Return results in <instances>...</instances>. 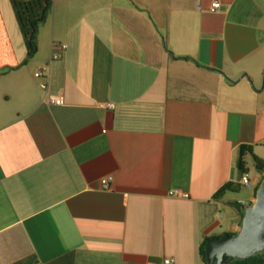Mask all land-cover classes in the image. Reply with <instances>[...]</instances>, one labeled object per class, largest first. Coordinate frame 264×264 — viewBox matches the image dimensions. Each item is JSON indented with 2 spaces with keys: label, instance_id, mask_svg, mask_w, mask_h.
Returning a JSON list of instances; mask_svg holds the SVG:
<instances>
[{
  "label": "crops",
  "instance_id": "1",
  "mask_svg": "<svg viewBox=\"0 0 264 264\" xmlns=\"http://www.w3.org/2000/svg\"><path fill=\"white\" fill-rule=\"evenodd\" d=\"M26 59L0 0V264H205L239 233L231 196L264 161V0H55Z\"/></svg>",
  "mask_w": 264,
  "mask_h": 264
},
{
  "label": "trees",
  "instance_id": "2",
  "mask_svg": "<svg viewBox=\"0 0 264 264\" xmlns=\"http://www.w3.org/2000/svg\"><path fill=\"white\" fill-rule=\"evenodd\" d=\"M13 10L16 15L17 22L19 24L21 33L24 37L27 46V59L26 62L33 59L38 53V35L41 27L48 21L49 17L53 11V5L55 0H10ZM25 62V63H26ZM247 152H250L248 148L241 147L240 156L238 161V167L242 174H248L246 170V165L244 157ZM255 167L257 172L264 173V161L255 158ZM259 187V186H258ZM256 188V191L258 189ZM239 190V186L227 185L223 187L216 195L215 198L221 197L225 192L232 190ZM256 196V192H255ZM241 216V221L243 219V208L244 206L239 203H231ZM234 236V234H230ZM216 239V238H215ZM212 239H207L201 246V258L205 264L206 263V244ZM227 264H264V253L257 254L256 256L249 258L247 260H234L228 261Z\"/></svg>",
  "mask_w": 264,
  "mask_h": 264
},
{
  "label": "water",
  "instance_id": "3",
  "mask_svg": "<svg viewBox=\"0 0 264 264\" xmlns=\"http://www.w3.org/2000/svg\"><path fill=\"white\" fill-rule=\"evenodd\" d=\"M239 233L224 235L206 244L207 264H227L228 261L247 260L264 253V176L254 203L243 209Z\"/></svg>",
  "mask_w": 264,
  "mask_h": 264
},
{
  "label": "built area",
  "instance_id": "4",
  "mask_svg": "<svg viewBox=\"0 0 264 264\" xmlns=\"http://www.w3.org/2000/svg\"><path fill=\"white\" fill-rule=\"evenodd\" d=\"M219 8H220V5L218 3H214L211 6V11L215 12V11L219 10ZM66 49H67V46H65V45H59V46H56L55 48H53V51H55V54L53 53L52 60L56 61V60L60 59L61 56L57 52H65ZM47 71H48V68H43V69L37 71V73L35 74V78L37 80H41V79L45 78L47 75ZM41 88L43 90H46L47 87L45 84H42ZM50 103L55 105V106H62L64 104V101H63V98H50ZM111 108H113V107H111ZM112 182H113L112 177H106V178L102 179L101 183H100L101 188L104 191H108L110 189V185ZM242 185L248 190L251 188V183H250L249 178L247 176L243 177ZM187 197H188L187 195H183V198H187ZM241 204L243 206L245 205L244 202ZM173 263L174 262L171 260H165L164 261V264H173Z\"/></svg>",
  "mask_w": 264,
  "mask_h": 264
},
{
  "label": "rangeland",
  "instance_id": "5",
  "mask_svg": "<svg viewBox=\"0 0 264 264\" xmlns=\"http://www.w3.org/2000/svg\"><path fill=\"white\" fill-rule=\"evenodd\" d=\"M46 39H47V34H46ZM43 40H45V38H43ZM247 162H248V168H249V180H251L250 181L251 182V189L248 190L246 188H243V189H241L240 192L235 193V194H233L231 196L232 201L234 203L244 202L245 203L244 208H247V207H249V206L252 205V204L250 205L249 199L252 197V191L254 189L253 188V186H254L253 185V182H254L253 180H255V178H257V177H261V175H259V173H257L255 171V168H254V164H253L252 159H248Z\"/></svg>",
  "mask_w": 264,
  "mask_h": 264
}]
</instances>
